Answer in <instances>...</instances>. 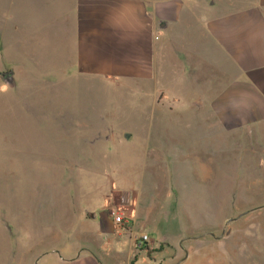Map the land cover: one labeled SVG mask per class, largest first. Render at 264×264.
Wrapping results in <instances>:
<instances>
[{
	"label": "crops",
	"instance_id": "obj_1",
	"mask_svg": "<svg viewBox=\"0 0 264 264\" xmlns=\"http://www.w3.org/2000/svg\"><path fill=\"white\" fill-rule=\"evenodd\" d=\"M9 71L11 83L3 78ZM78 75L134 85L145 95L144 113L148 109L157 116L152 122L180 129L171 131L168 142L146 127L126 128L118 137L108 133L105 138L118 148L128 150L136 139L149 138L153 162L169 171L177 170L178 157L186 152L175 141L179 137L197 140L217 132L238 149L240 136L264 135V0H0V118H7V146L0 156H29L25 122L18 119L39 122L48 112L63 118L59 91ZM36 137H41L39 127ZM206 149L205 142L195 145L194 155ZM258 153L263 156L264 150ZM200 164L206 172V161ZM18 177L25 185L24 173ZM248 186L264 182L253 179ZM119 192L130 224L115 223L106 200L105 210L89 208V217L80 215L68 241L56 240L33 264H177L175 257L156 261L157 212L166 200L136 193L126 183ZM217 197L204 201H234ZM243 231L247 241L237 240L235 228L213 238L219 248L215 258L188 254L179 264H257L255 255L264 257V233L252 239L251 229ZM141 234L148 242L138 248ZM22 251V264H31L30 246Z\"/></svg>",
	"mask_w": 264,
	"mask_h": 264
},
{
	"label": "rangeland",
	"instance_id": "obj_2",
	"mask_svg": "<svg viewBox=\"0 0 264 264\" xmlns=\"http://www.w3.org/2000/svg\"><path fill=\"white\" fill-rule=\"evenodd\" d=\"M74 78L72 85L59 91L63 118H53L48 112L39 122L38 118L18 119L25 122L29 156L24 160L17 154L0 156V264H22V249L28 246L33 264L36 254L51 249L56 240L68 241L79 226L80 215L89 217V208L105 210L106 200L113 206L111 211L126 210L119 192L125 183L136 193H155L166 200L159 204L164 209L157 212L160 234H154L159 240L158 262L165 257V263L171 257L178 261L185 251L196 260L215 258L219 248L213 235L219 237L227 228L236 229L238 241L246 240L242 236L246 228L251 229L252 239L262 236L264 186L248 183L253 179L264 182V155L258 153L264 150L263 134L240 136L238 149L231 145L229 136L217 132L197 140L179 137L175 141L185 145L186 152L178 157L177 170L169 171L164 163L153 162L149 138L136 139L128 150L105 138L108 133L118 137L126 128L141 131L146 127L149 134L159 133L164 142L171 141V131L180 129L152 122L157 116L148 109L144 113L143 92L115 79ZM44 93L49 98L50 92ZM6 125L7 118H0V132L4 134L0 148L7 146ZM38 127L40 139L36 137ZM204 142L206 153L194 155V146ZM204 160L206 172L200 164ZM23 173L25 185L23 177H18ZM106 189L111 192H104ZM210 196L232 197L234 201H204ZM222 215L220 224L214 226ZM254 258L257 264H264L262 255Z\"/></svg>",
	"mask_w": 264,
	"mask_h": 264
},
{
	"label": "built area",
	"instance_id": "obj_3",
	"mask_svg": "<svg viewBox=\"0 0 264 264\" xmlns=\"http://www.w3.org/2000/svg\"><path fill=\"white\" fill-rule=\"evenodd\" d=\"M114 222L119 225H125L130 224L132 218L122 210H112L111 211ZM146 242H148V235L147 234H141L138 238H136L135 245L136 247L140 248L142 247Z\"/></svg>",
	"mask_w": 264,
	"mask_h": 264
},
{
	"label": "water",
	"instance_id": "obj_4",
	"mask_svg": "<svg viewBox=\"0 0 264 264\" xmlns=\"http://www.w3.org/2000/svg\"><path fill=\"white\" fill-rule=\"evenodd\" d=\"M12 74H13V72H12V71H9V72H6V73L3 75V78H4V80H5L7 83H11V82H12ZM213 237L218 238V236H215V235H213ZM219 237H220V236H219ZM185 252H186L185 256H184L183 258H181L180 260H178L177 264H179L180 262H182L183 260H185V259L187 258V256H188V252H187V251H185Z\"/></svg>",
	"mask_w": 264,
	"mask_h": 264
}]
</instances>
